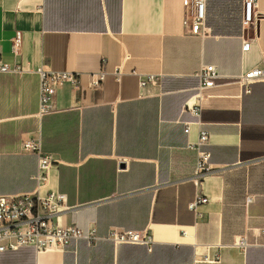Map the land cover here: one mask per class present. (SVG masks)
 Masks as SVG:
<instances>
[{
    "label": "crops",
    "instance_id": "obj_1",
    "mask_svg": "<svg viewBox=\"0 0 264 264\" xmlns=\"http://www.w3.org/2000/svg\"><path fill=\"white\" fill-rule=\"evenodd\" d=\"M190 9L184 0H0V58L23 70L0 73V194L64 193L55 222L98 237L6 249L0 264H264V80L240 79L264 66V0L231 33L191 34ZM204 65L221 76L202 91L199 126L186 104ZM40 68L79 78L59 83L43 110ZM148 75L157 80L141 85ZM200 128L212 170L196 185L189 145ZM27 139L52 160L41 181ZM199 196L208 200L192 211ZM114 226L152 243H115Z\"/></svg>",
    "mask_w": 264,
    "mask_h": 264
},
{
    "label": "built area",
    "instance_id": "obj_2",
    "mask_svg": "<svg viewBox=\"0 0 264 264\" xmlns=\"http://www.w3.org/2000/svg\"><path fill=\"white\" fill-rule=\"evenodd\" d=\"M208 0H184V3L191 7L187 12L184 23L188 26L191 34H204L206 32V7ZM256 0H244L246 21L253 18V7ZM20 44V32L13 38V49L16 52ZM244 48H248L244 45ZM20 66L11 67L0 58V73H21ZM40 109L46 108V104L54 92L56 86L68 81L77 85L79 78L76 73L51 71L40 68ZM201 84L198 93L195 94L193 102L188 101L186 109L196 118V123L201 126L202 122V91L212 87L221 75L215 65H204L199 73ZM104 73L98 75L94 80L95 85H100ZM245 84L264 80V66L255 67L246 71L240 77ZM157 80L155 75H148L141 80V85L154 83ZM190 131L188 123L185 132ZM210 134L206 129L200 128L198 138L190 143V149L196 152L195 169L193 181L199 185L202 178L211 172V153L204 148L209 142ZM22 149L38 155L37 179L41 181L46 178V169L51 164L50 155L43 150L42 142L39 139H27L22 141ZM67 195L58 191H50L44 196L31 193L4 195L0 194V252L6 249H17L26 245H33L38 250L63 249L74 240H87L94 244L98 237L96 230L89 228L84 230L77 226L64 227L55 222V216L65 206ZM207 197L199 196L189 203V208L197 212L200 204L207 201ZM264 233V229H263ZM109 239L115 243H139L151 244L152 237L146 231L124 229L122 227H111ZM237 246L247 245L245 237L237 241Z\"/></svg>",
    "mask_w": 264,
    "mask_h": 264
},
{
    "label": "rangeland",
    "instance_id": "obj_3",
    "mask_svg": "<svg viewBox=\"0 0 264 264\" xmlns=\"http://www.w3.org/2000/svg\"><path fill=\"white\" fill-rule=\"evenodd\" d=\"M241 0H208L206 7V31L235 32L240 21L246 22L245 10L240 14Z\"/></svg>",
    "mask_w": 264,
    "mask_h": 264
}]
</instances>
